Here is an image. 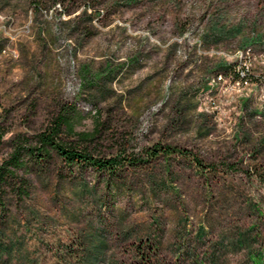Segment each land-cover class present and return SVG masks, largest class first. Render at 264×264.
<instances>
[{"label": "rangeland", "instance_id": "obj_1", "mask_svg": "<svg viewBox=\"0 0 264 264\" xmlns=\"http://www.w3.org/2000/svg\"><path fill=\"white\" fill-rule=\"evenodd\" d=\"M64 109L140 162L25 157L0 264H264V0H0V165Z\"/></svg>", "mask_w": 264, "mask_h": 264}, {"label": "trees", "instance_id": "obj_2", "mask_svg": "<svg viewBox=\"0 0 264 264\" xmlns=\"http://www.w3.org/2000/svg\"><path fill=\"white\" fill-rule=\"evenodd\" d=\"M82 121L81 115H78L74 110L69 111L64 109L59 112L57 117L52 121L47 130L40 133L37 137L38 147L28 146V140L16 141L13 146V151L0 165V188L7 179L15 177V172L26 167L24 158L29 157L36 159L38 156H49L50 150L56 151L65 165L72 168H92L98 173L105 174L107 177L115 176L116 173L126 165L137 166L140 160L129 159L122 156L110 158H97L88 153L85 149L77 146L66 145L59 141V136L62 131L76 136L79 141H89L97 135V129L93 133L77 132L76 127ZM2 133L0 132V143ZM155 153H154V152ZM161 152L163 155H170L176 151L170 147H154L149 155L157 156ZM157 153V154H156ZM200 164V163H198ZM26 194L25 191H22Z\"/></svg>", "mask_w": 264, "mask_h": 264}]
</instances>
